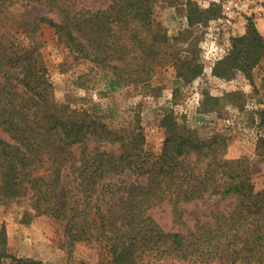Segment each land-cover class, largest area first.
<instances>
[{"label": "trees", "instance_id": "16d2710c", "mask_svg": "<svg viewBox=\"0 0 264 264\" xmlns=\"http://www.w3.org/2000/svg\"><path fill=\"white\" fill-rule=\"evenodd\" d=\"M19 2L45 4L59 18L40 15L11 25L6 14ZM188 5L191 26L218 15L217 8L201 9L193 0ZM154 13L155 0H114L98 10L80 7L78 0H0V127L9 136H0V199L29 198L37 215L62 221L72 244L97 243L102 264L168 256L264 264V188L257 190L248 156L227 157L223 136L203 139L173 113L163 117L162 150H147L142 129L112 128L94 111L58 100L39 47L19 37L33 35L42 23L55 27L73 51L110 70L106 87L116 91L147 83L160 62L170 37L156 26ZM234 41L235 50L221 61L227 67L217 65V75L229 74L231 60L240 58L248 71L264 58L257 28ZM193 62L185 59L186 69L179 70L187 81L203 73V65ZM258 151L264 154V144ZM217 197L230 200L226 209L185 229L167 230L149 213L170 201L182 224L185 204ZM2 257L45 264L0 251Z\"/></svg>", "mask_w": 264, "mask_h": 264}, {"label": "rangeland", "instance_id": "374dc122", "mask_svg": "<svg viewBox=\"0 0 264 264\" xmlns=\"http://www.w3.org/2000/svg\"><path fill=\"white\" fill-rule=\"evenodd\" d=\"M114 0H78L80 7L104 9ZM189 0H155L156 26L167 31L170 40L161 48L147 83L130 84L109 91L110 70L97 66L73 51L60 40L55 27L42 23L28 37L19 34L24 45L37 44L54 84L58 100L70 101L75 107L94 111L112 128L142 129L145 148L162 150L167 136L163 117L173 113L178 122L197 130L205 139L215 135L225 138L226 156H248L253 164V181L257 190L264 188V58L246 71L241 60L230 61L229 74L217 75L215 67H227L224 61L235 50L234 38L248 35L257 28L264 35V0H193L201 9L217 8V16L190 25ZM40 15L59 18L56 11L42 3L22 2L9 8L7 23L16 25L20 18ZM188 28L190 31H188ZM9 30V29H8ZM190 38H187L189 37ZM185 59L201 63L203 73L187 81L179 75ZM142 62V61H140ZM134 63H138L136 59ZM137 65V66H138ZM0 136L9 137L0 127ZM230 200L219 197L185 204V223L176 220L174 206L163 201L149 213L167 230L188 225L211 211H223ZM0 251L18 257L42 260L45 264H102L97 243L79 241L72 244L61 220L51 215H37L30 199H0ZM5 242V243H4ZM0 264H15L11 258H0ZM143 264H225L221 260L191 262L174 257H146Z\"/></svg>", "mask_w": 264, "mask_h": 264}]
</instances>
